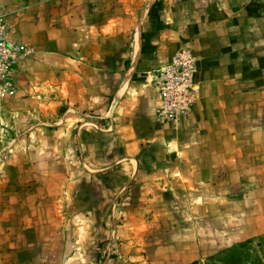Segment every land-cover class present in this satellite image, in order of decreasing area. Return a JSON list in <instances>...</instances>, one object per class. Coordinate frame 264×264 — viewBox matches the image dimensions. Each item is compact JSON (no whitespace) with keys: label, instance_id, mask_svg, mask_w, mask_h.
<instances>
[{"label":"rangeland","instance_id":"rangeland-1","mask_svg":"<svg viewBox=\"0 0 264 264\" xmlns=\"http://www.w3.org/2000/svg\"><path fill=\"white\" fill-rule=\"evenodd\" d=\"M151 4L0 0L30 51L0 100V264H264V0L183 1L236 7L246 66L201 119L199 91L181 119L157 120L160 141L124 129L111 95L74 92V53Z\"/></svg>","mask_w":264,"mask_h":264},{"label":"crops","instance_id":"crops-1","mask_svg":"<svg viewBox=\"0 0 264 264\" xmlns=\"http://www.w3.org/2000/svg\"><path fill=\"white\" fill-rule=\"evenodd\" d=\"M183 1L152 0L138 23L123 14L111 30L113 34L100 35V44L81 49L79 56L76 51L69 59L73 67L70 81L78 82L74 92H83L86 97L100 92L104 99L111 95L112 111L122 115L124 129H130L140 142L160 141L156 118L159 96L153 79L178 50H189L195 59L194 82L202 92L192 113L196 120L210 112L211 104L222 103V92H236L231 88L232 80L246 66L238 46L236 7L208 5L190 12ZM108 22L101 29L107 28ZM95 49L100 53H92ZM127 131L129 137L132 133ZM188 155L170 154L181 162L188 161Z\"/></svg>","mask_w":264,"mask_h":264},{"label":"built area","instance_id":"built-area-1","mask_svg":"<svg viewBox=\"0 0 264 264\" xmlns=\"http://www.w3.org/2000/svg\"><path fill=\"white\" fill-rule=\"evenodd\" d=\"M29 53L28 47L0 18V100L15 93V71ZM195 69L193 55L184 49L157 70L153 79L159 96L157 120L173 123L190 111L200 91L194 82Z\"/></svg>","mask_w":264,"mask_h":264},{"label":"trees","instance_id":"trees-1","mask_svg":"<svg viewBox=\"0 0 264 264\" xmlns=\"http://www.w3.org/2000/svg\"><path fill=\"white\" fill-rule=\"evenodd\" d=\"M249 243H250V240H247L245 242L239 243V244H237V246H233L231 250L237 252L236 249H245L248 246ZM226 251L229 253L230 249H228ZM225 254H227V253H225ZM228 256H229V259H231L232 263L235 264V262H237V259H236L237 256L236 255L228 254ZM191 264H196V262H193Z\"/></svg>","mask_w":264,"mask_h":264}]
</instances>
